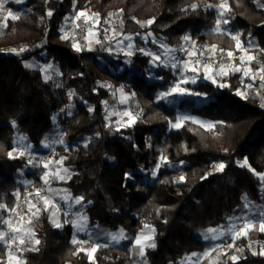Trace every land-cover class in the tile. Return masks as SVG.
<instances>
[{
	"label": "trees",
	"instance_id": "1",
	"mask_svg": "<svg viewBox=\"0 0 264 264\" xmlns=\"http://www.w3.org/2000/svg\"><path fill=\"white\" fill-rule=\"evenodd\" d=\"M221 3L227 5L226 27L264 52V0H27L26 11L8 21L0 32V204L14 210L45 184L47 170L30 167L31 156L19 150L24 142L35 150L61 134L68 149L58 157L65 154L72 170L65 182L70 194L83 198L100 232L122 230L133 239L126 247L102 240L90 256L73 243L69 223L63 219L58 228L51 211L42 210L33 229L39 244L25 252V264H135L131 246L148 227L155 247L146 250L147 264H178L203 251L200 232L229 224L247 201L264 202V94L258 91L264 80L247 86L239 72L202 78L189 85L200 105L187 98L171 107L159 94L179 79L172 68L155 65L149 54L125 62L101 50L77 51L63 38L74 12L98 14L104 24L119 13L123 32L137 35L142 46L139 36L152 33L172 52L179 43L210 42L215 54L239 57L236 40L217 30ZM18 44L26 49L3 51ZM147 45L155 47L152 40ZM33 59L56 65L62 84L47 82ZM121 89L136 96L142 115L117 128L109 124L106 102L116 101ZM179 116L214 125L187 120L175 129ZM23 178L31 185L23 187ZM252 235L264 240L262 233ZM234 251L239 258L233 260ZM7 259L8 244L0 238V264ZM216 264H264V253L243 238L226 244Z\"/></svg>",
	"mask_w": 264,
	"mask_h": 264
},
{
	"label": "rangeland",
	"instance_id": "2",
	"mask_svg": "<svg viewBox=\"0 0 264 264\" xmlns=\"http://www.w3.org/2000/svg\"><path fill=\"white\" fill-rule=\"evenodd\" d=\"M26 1L27 0H20V2L17 3L16 0H4V8L2 11H0V32L7 27L9 20H13L11 17L5 19L7 12L10 11L13 13V15L19 18L26 11V7H25ZM216 9L219 13V20H220L219 30L222 32L226 31L232 37L237 35L239 37V44L237 43V46L240 51V56L238 58L242 60L255 61L256 63L254 64V66H256V68L258 67L264 69V62H263L264 52L261 51L253 42H248L246 44L245 42L241 41L240 33L233 32L230 27H226L227 23H224V21L227 20L226 19L227 7L223 9L217 7ZM221 12L224 13L223 16L221 15ZM123 25H124V21L119 13H115L109 16L108 21L104 24L100 21L99 17L93 15L92 16L86 15L82 12H74L67 17L64 23L63 37L67 36L66 39L70 38L73 42L74 48L77 51H81L83 49L94 52L97 50H101L107 54L124 56L126 58L124 59L125 62H128L127 60L130 59L132 56L149 54L152 57L153 63L155 65H160L161 67H166V68H172L174 71L177 72V76L179 79L174 80V82L169 86V88L162 93H169L176 84L180 83L181 87L188 90V94L181 95L177 93H172L170 95L165 96L164 98H161L162 93H160L159 99L171 107L178 105L182 100L187 98H194L196 100V104L198 105L201 104L202 99L201 97H199L200 95L195 94L193 90L189 88V85L194 84L191 82L192 79H195V83L200 81L202 78L216 80L218 78H223L230 72H237V70L239 69L236 64H230L226 68H219L217 66L213 68L209 66H204L200 63L184 62L181 59L180 55L174 53V51L172 52L171 49L168 48L166 44L156 39V37L152 33L140 35L139 38L144 42L143 46L142 44L140 45V43H137L136 41L137 35L125 34L123 32ZM149 40H152L154 42L155 47L149 46V48H147L148 46L147 44ZM129 44L132 45L131 49L128 48ZM193 45H200V43L194 41ZM213 46L214 45H212V43L210 42L206 43L205 46L200 45V47H205L204 49H207V51L209 50V52L214 53L216 47L213 48ZM21 49L25 50L26 47L23 44H18L14 47H7L3 51L9 53H18L21 52ZM141 49L143 51H141ZM129 51H131L132 53L131 55L127 54ZM153 56H159L160 59L154 60ZM31 62L33 66L38 67L42 71L44 79L47 82H52L57 85L62 84L61 76L58 71V68L52 62H45L41 64L34 59L31 60ZM185 64H187V68H185ZM49 65L51 67H49ZM172 65H176V66L173 67ZM193 69H195V71H193ZM201 74H203V77L200 76ZM46 77H48V79H46ZM182 80H187V82L181 83ZM256 80L251 81L249 84L246 85L250 86V84L255 83ZM260 86L262 87L264 92V86L263 85ZM121 90L119 91L118 98L116 101L112 97L106 102L109 124L117 128L125 127L127 124L136 121L142 115V111L139 108V102L136 96L129 94L123 89ZM263 103H264V99H263ZM185 117H187V119H183ZM54 120H56V117H54ZM178 120H179V126L173 127L175 129L181 128L183 123L187 120H191L197 124L202 125L205 128H209L208 125H212V126L214 125L213 122L193 116H179ZM61 140L63 141L62 143L60 142ZM46 143L51 147V150L48 148V150H50L51 153V154L47 153L48 155H44V156L39 155L35 157L33 155L34 152L32 153L28 152L29 150H33V149L27 147V143L25 142L23 147L19 148V150L26 152L28 155L31 156V158H33V161L31 163V165L33 166L32 168H37L39 166H43L44 168H46L44 165L45 164L48 165L46 168L47 170L46 172L49 174L48 182L45 183L43 186H46L48 196L49 195L51 196L53 192H49V191L53 189L52 187L64 186L65 182L71 177L72 170L69 167H67L64 163V159L66 158L65 154L58 157L60 153V149L62 147L65 148L64 150L68 149V146L65 143V140L63 139V135L60 136L57 134L56 139H48L46 140ZM61 158H64L62 160V163H57L58 161H61ZM241 164L246 165L247 163H241ZM64 169H67V172H65ZM60 176L65 177V179L63 180L59 179ZM262 176L264 175H261V178ZM262 180L264 181V179ZM37 190H35L33 194L29 196V198L31 197V202L22 209V211H26L25 216L28 217L24 226L26 231L25 230H23V232H18L14 230L12 231V220L17 215H15L14 218H8L7 216L5 218V213H7V209L0 208V222H2L0 225V232L5 233L4 237L1 239H3L4 242L6 243L7 241L10 242L8 245L9 246L8 259L6 261V264H25L26 259L24 253L28 249H30V247L33 246L32 241L28 240L27 242V239L29 236H32L30 232L33 231V227L35 226L36 220L38 219L41 213V208L44 206L53 207V208L57 206L58 207L62 206V204H57L59 203L57 197H55L52 200L48 199L51 201V203L45 205L44 200L41 199V197L34 195L37 192ZM57 190L58 189H56V191ZM45 198L48 197L45 196ZM76 198L79 197H73L70 194L69 199L67 200V205H69L70 207L74 206V209L75 208L82 209L86 207L85 205H83L82 200L80 204H76L75 203ZM30 204L35 205V207L30 208ZM243 208L244 205L237 210L236 215L240 211H242ZM37 209H39V211H37ZM251 212L252 213L249 214H247V212L245 213L242 212L240 214V217L237 219L238 222L236 221L235 224L230 225L229 227H224L223 225H220L219 226L220 228L213 229V230H217L216 233L219 234V237H217L218 238L217 241L214 242L211 246H209L208 249L206 250V252L209 254V257L213 258L212 263L216 264V262L220 260L224 252V246L226 244L236 243L243 238L248 239L249 245L254 252L260 250L262 253H264V240L259 241L258 238L252 235L253 232L264 234V231L260 230L261 223H264V203L261 206H259V208L253 209ZM64 220L67 221L66 218H64ZM5 221H9L11 223V227H9L8 224L4 223ZM67 223L70 222L67 221ZM60 224H63V222H60ZM246 225H248V227H246ZM148 228H150L151 230L145 231L143 235L142 234L140 236L138 235L140 239V243L137 244L139 246L137 248L138 256L140 255L141 247H143V251L145 253L147 249L152 248L149 247L148 245L154 244V240L152 237L154 236V228L153 227H148ZM122 232L124 233V231L121 230L119 231L118 234L120 235ZM123 233H122L123 239L119 245L126 247L127 245H129V243L133 241V239L132 237L128 236L125 233H124L125 235H123ZM206 233H207L206 231H202L199 233V235L203 236ZM13 236H17L20 239H23L25 243L21 244L20 239L13 241L12 239ZM87 238L90 237H83L81 239L86 240ZM100 244L101 243H99V245ZM81 246L79 248L83 249V247ZM90 249H87L88 250L87 252L91 256ZM13 250L15 251L13 252ZM238 253L239 251H234L231 257H236V259H238L239 258ZM136 258L139 257L136 256Z\"/></svg>",
	"mask_w": 264,
	"mask_h": 264
},
{
	"label": "crops",
	"instance_id": "3",
	"mask_svg": "<svg viewBox=\"0 0 264 264\" xmlns=\"http://www.w3.org/2000/svg\"><path fill=\"white\" fill-rule=\"evenodd\" d=\"M252 86H254V84ZM258 91L261 94L264 93L263 89H262V87L260 85L258 87ZM59 135L61 136V134H59ZM48 148L51 150V147L49 145H47V143H45L41 148L35 149V150H29L28 152L29 153L34 152L33 155L35 157L39 156V155L44 156V155H48L47 153H50V150H48ZM32 161H33V158H31V163H32ZM31 163H30V167L32 168L33 166L31 165ZM262 175H264V174H262ZM31 183L32 182L28 178H23L21 180V185L23 187H25V188L30 186ZM52 188L53 189L50 190L49 192H53V194L51 196L50 195L47 196L48 197L47 199L52 200L55 197H57V199L59 201V203H57V204H62V206L58 207L56 205L57 207H55V208H53V207H45L44 206V207L41 208V211L45 210V209H47L48 211L50 210L51 211V215L59 223L63 222L64 218H66V220L68 222L72 223L73 224V226H72L73 230H74V232L76 234L75 240L77 241V244L79 245V247L82 245L81 247H83V250H85L86 248L87 249L91 248L90 249L91 250V256H93V254L95 252V251H93V248L96 249V247L99 245V243H101L102 240H106L107 243L111 244V245H119L122 242L123 236L119 240H117L116 242H114L112 240V235H119L118 234L119 232L118 233L103 234L102 232H100L98 225L91 224L90 221H89L88 214L85 212L86 207H84L82 209H80V208H78V209L75 208L74 209V206L70 207L69 205H67V200L69 199L70 192H69L68 188L66 187V185L61 186V187H59V186L58 187H54L53 186ZM56 189H58V190L56 191ZM70 200H72V199H70ZM263 203L264 202L255 204V203H252L250 201H247L245 203V205H244L243 210L240 211L234 218H232L229 224L223 225V226L224 227H229L230 225L235 224L237 219L240 217V214L242 212H244V213L247 212V214L252 213L251 211L253 209L259 208V206H261ZM10 211L11 210L7 209V213L10 212ZM12 211H13V213H15L14 216L17 215V216H15V218L13 217L14 219L12 220V231L13 230H17L18 232H23V230H25L24 226H25L26 220L28 219V217L25 216L26 215L25 214L26 211H22V210H19V211L16 210L15 211V209L12 210ZM20 211H22V212H20ZM80 217H85L86 220H80L79 219ZM73 222L83 223L85 225L84 230H78V227ZM0 223H2V222H0ZM218 228H220V227L210 228V229H218ZM33 229H34V227H33ZM148 230H151V229L147 228L145 231H148ZM145 231H143L141 234L143 235V233ZM206 232L207 233L204 234L203 236L199 235V237L202 239V241L204 243L203 251H201V252L197 251V252L192 253L191 255L186 257L185 259L181 260L178 264H203L204 262H205V264H214V263H212L213 262L212 261L213 258L209 257V254L206 252V250L208 249L209 246H211L218 239V238L213 239L212 237L213 236L219 237V234L216 233L217 230H215V232H209V229H208ZM30 233L32 234V237H33V239L31 241H32L33 245H36L34 232L32 231ZM213 233H216V234H213ZM123 235H125V234L123 233ZM83 237H90V238H87L86 240L85 239L82 240L81 238H83ZM137 238L134 240V243L131 246L132 258H133L135 264H147V261L145 259L146 251H145L143 256H141V255L138 256L137 248L139 246L136 243ZM9 243L10 242L7 241L8 245H9ZM87 246H89V247H87ZM12 249H13V246H12ZM87 249L85 251H88ZM14 251L15 250H13V252ZM136 256L139 257V258H136Z\"/></svg>",
	"mask_w": 264,
	"mask_h": 264
},
{
	"label": "built area",
	"instance_id": "4",
	"mask_svg": "<svg viewBox=\"0 0 264 264\" xmlns=\"http://www.w3.org/2000/svg\"><path fill=\"white\" fill-rule=\"evenodd\" d=\"M205 47H200V45H193V42L189 45L185 43H179L176 49L174 50V53H180L182 56V60L184 62H192V63H200L204 66H217L219 68H226L230 64H236L238 66L237 72L241 74V78L246 84H249L251 81L261 79V77H264V71H262L263 68H256L254 64L255 61L252 60H242L235 56H229L228 54L224 53H212L207 51V49H204ZM264 62V59H263ZM218 164L216 163L215 166ZM39 195L37 192L34 194L39 197H45L48 196V192L46 189V186H41L39 189ZM31 201V197L26 199L25 201H22L16 208L15 211L22 210L26 205H28ZM13 211L11 210L8 213H5V217L13 218L14 217ZM69 225L72 227L73 224L69 223ZM73 228V227H72ZM28 242V239H27Z\"/></svg>",
	"mask_w": 264,
	"mask_h": 264
},
{
	"label": "snow or ice",
	"instance_id": "5",
	"mask_svg": "<svg viewBox=\"0 0 264 264\" xmlns=\"http://www.w3.org/2000/svg\"><path fill=\"white\" fill-rule=\"evenodd\" d=\"M16 2L19 3L20 0H16ZM191 7H192L193 9H195V8L197 7V5L193 4ZM219 7L223 9V8H226L227 5L224 4V3H221V4L219 5ZM3 8H4V0H0V11H2ZM121 11H122V10H121ZM223 14H224V13L221 12V15H222V16H223ZM48 15H51V12H49ZM94 15H96V16L98 17V14H94ZM8 17H11L13 20H15V19L18 18L17 16L13 15V13L10 12V11L7 12V14H6V16H5V19H7ZM137 22L139 23V21H137ZM152 22H153V21L149 20V21H147V24H151ZM224 23H227V20H225ZM141 26L143 27L144 25L142 24ZM217 30L219 31V24H218ZM63 38L66 39L67 36H65V37H63ZM232 38H233L234 40H236L237 43L239 44V37H238V35H237V36H233ZM184 39H185V40H188L189 37L186 36V37H184ZM214 47H215V46H213V48H214ZM128 48L131 49V48H132V45L129 44V45H128ZM78 50H79V49H78ZM21 51H23V49H21ZM141 51H143V50L141 49ZM127 54H128V55H131L132 53H131V51H129ZM228 55L231 56L232 53L229 52ZM153 59H154V60H159L160 57H159V56H153ZM172 66L175 67L176 65H172ZM25 67H31V65H27V64H26ZM49 67H51V66L49 65ZM185 68H187V64H185ZM193 71H195V69H193ZM262 71H264V69H262ZM46 79H48V77H46ZM261 79L264 80V77H261ZM186 82H187V80H182V81H181V83H186ZM191 82H192V83H195V79H192ZM220 86L223 87L224 85H220ZM121 91H122V90H121ZM172 93H177V94H181V95H183V94H188V90L185 89V88H183V87H181V84L178 83V84H176V85L171 89V91H170L169 93H162V94H161V98H164L165 96L170 95V94H172ZM193 94H194V93H193ZM238 94H241V93H238ZM122 102H123V101H122ZM262 106H264V105H262ZM183 119H187V117H185V118H183ZM172 126H173V127H178V126H179V120H178V122H177L176 124H173ZM208 127L211 128V127H213V126H212V125H208ZM60 142L62 143L63 141L61 140ZM22 154H23V153H21V155H22ZM8 155L11 157V156H12V153L9 152ZM63 159H64V158H61V161H58L57 163H62V160H63ZM30 162H31V161H30ZM245 163H246V162H245ZM44 166L47 168L48 165L45 164ZM241 166H243V165H241ZM158 167H159V165H157V168H158ZM216 168H217V170H223L224 165H223V164H219V165L216 166ZM64 171L67 172V169H64ZM48 175H49V174H48L47 172H45L44 177H43V179L45 180V183L48 182ZM152 175L155 176L156 173L153 172ZM59 179L63 180V179H65V177L60 176ZM183 179H184V177L181 176V177H180V180H183ZM262 179H264V176H262ZM39 192H40V190L38 189V190H37V194H38V195H39ZM41 199L44 200L45 205H48L49 203H51V201H49V200H48L47 198H45V197H41ZM82 199H83L82 197H81V198H76L75 203H76V204H80ZM4 207H6V206L0 204V208H4ZM31 207H35V205H31V204H30V208H31ZM45 210H47V209H45ZM37 211H39V209H37ZM79 219H80V220H86L85 217H80ZM52 222H53V224H54L56 227H62V225H61L60 223H58L54 217H53ZM66 222H67V221H66ZM4 223L8 224L9 227H11V223H10L9 221H5ZM73 223L76 224V226L78 227V230H84L85 225H84L83 223H78V222H73ZM246 227H248V225H246ZM260 230H261V231H264V223H261ZM14 231H17V230H14ZM214 231H215V230H213V229H209V232H214ZM4 235H5V233L0 232V238H3ZM121 237H122V233H121L120 235H112V240H113V241H117V240L120 239ZM212 238L215 239V238H217V237L213 236ZM12 239H13V241H15V240L20 239V238L17 237V236H13ZM32 239H33L32 236H29V237H28V240H29V241H31ZM20 243L23 244V243H25V241H24L23 239H20ZM35 243H36V244H39V240H36ZM73 243H77V241L74 239V240H73ZM136 243H137V244L140 243V239H139V237L137 238ZM148 246H149V247H155L154 244H150V245H148ZM33 250H35V249H33ZM93 251H95V248H93ZM140 255H141V256L144 255L143 247H141V249H140ZM231 259L234 260V259H236V257H231Z\"/></svg>",
	"mask_w": 264,
	"mask_h": 264
}]
</instances>
